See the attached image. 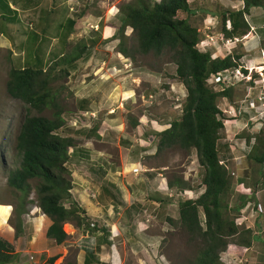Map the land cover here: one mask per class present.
<instances>
[{
  "label": "rangeland",
  "instance_id": "rangeland-1",
  "mask_svg": "<svg viewBox=\"0 0 264 264\" xmlns=\"http://www.w3.org/2000/svg\"><path fill=\"white\" fill-rule=\"evenodd\" d=\"M128 1L133 0H0L4 13H8L7 2L17 5L19 9L24 8L19 17L20 27L9 24L10 33L5 32L7 27L1 25L0 20V31L5 33L3 36L6 35V38L0 39L4 46L10 48L0 50V203L4 204L0 205V222L8 218L6 223L12 229V224L18 221L23 224L18 246L19 252L22 250L23 254L19 256L16 253L17 262L23 259L22 264H32L33 254L41 252L39 263H36L41 264L52 256L50 254H54L51 252L53 242L49 241L45 248L40 243H34L36 238L31 234L30 220L36 218L38 211L34 187L37 180H29V191L24 196L6 184L8 171L17 167L19 162L17 135L25 118L33 115L52 117L58 111L62 125L55 133L71 136L75 145L86 146L99 156L100 153L107 154L116 162L119 155L116 154L118 148L113 135L122 134L129 140L140 137L145 141L142 146L147 147L152 154L159 132L180 116L186 91L173 76L175 64L171 61L172 52L163 50L158 55L137 52L128 27L124 28L122 38L118 36L121 16L118 6ZM147 1L151 3L158 0ZM187 4L193 13L178 11L176 16L186 18L195 27L199 38L198 47L207 50L210 57L239 54V65L250 69L246 73L251 77L250 81L241 78L229 80L230 98L220 96L216 101L220 111L218 118L222 123V128L218 130V158L227 170L230 184L223 198L225 215L243 229L248 223L244 216L248 215L250 208L255 209L258 203L247 199V196L264 186V163L258 164L253 159L264 149V43L257 41L253 47H249L248 37H245L248 33L236 39H221L220 15L239 9L241 0H187ZM66 19L74 21L71 28L66 25ZM38 29H42V39L37 47L39 62L42 70L48 71L50 78L46 88L54 96L53 104H46L41 111L9 97L4 88L8 69L21 66L13 58H20L29 46L23 37L24 30ZM49 42L51 45L48 47ZM79 47H84L81 57L65 64L63 59ZM119 48H123L129 56L120 53ZM12 52L18 56L11 55ZM217 88L214 86V89ZM175 96H178V101H175ZM92 116L101 121L98 130L103 142L93 137L70 135L76 132L73 128L90 125ZM137 142L135 148H142L139 140ZM136 152L137 160L145 166L163 167L160 170L163 182L170 181L180 189V194L173 195V203L159 213L158 218H138L139 222L133 219L132 226L130 219L112 218L118 232L108 233L113 238L110 246L102 245L100 251H96L99 264L190 262L196 256V243L191 241L190 235L177 222V204L184 199L193 200L203 191V169L197 163L195 150L164 144L151 155L152 158L141 151ZM65 166L69 172L70 186L75 178V182L79 183L81 176L87 177L88 163L85 160L70 158ZM245 200L251 202L248 208L244 211L235 210ZM20 201H23L21 209ZM72 201L70 195L63 203L66 205L69 202V205ZM15 206L16 209H13ZM197 219L202 226L203 215L199 208ZM89 222L92 221L89 219ZM67 223H63L67 238L59 246L55 253L57 257L51 264H77L79 250L84 246L87 249L96 248L98 240L93 239L94 235L83 238L81 236L84 234L81 235L73 223L71 229ZM239 238V233L227 238L229 244L219 253L221 264L248 262L244 249L235 244ZM114 253L119 258L117 263L111 260ZM103 256H108V259Z\"/></svg>",
  "mask_w": 264,
  "mask_h": 264
},
{
  "label": "trees",
  "instance_id": "trees-1",
  "mask_svg": "<svg viewBox=\"0 0 264 264\" xmlns=\"http://www.w3.org/2000/svg\"><path fill=\"white\" fill-rule=\"evenodd\" d=\"M251 7L263 8L264 0H241L239 9L222 12L220 32L223 39L240 38L248 31L244 16ZM178 11L193 13L188 8L187 0H158L151 3L133 0L122 3L118 6L121 16L117 33L122 38L124 28H130L136 50L141 54L151 52L158 55L163 50L172 52L171 61L175 64L173 76L184 86L186 94L179 118L169 122V127L159 132L157 147L176 144L181 149L195 150L197 163L203 169V191L195 199H184L177 204V222L196 243V256L185 264H221L219 253L229 244L228 237L239 233L241 239L238 242L243 244H248L249 239L246 230L225 215L226 205L223 202L230 184L227 170L218 158V130L222 128V123L218 118L220 111L216 101L220 96L230 98L231 86L213 91L205 80L209 74L238 66L240 56L226 54L210 57L207 50L198 47L195 27L186 18H178ZM0 19H3V15ZM65 22L68 28L74 24L68 19ZM83 51L84 47L75 49L63 59L64 63H72ZM119 52L129 56L123 48H119ZM39 61L35 57L23 67H10L4 84L9 97L36 111H41L46 104H53L54 98L46 88L50 78L48 71L42 70ZM241 70L245 73V70ZM61 125L58 111L52 117L33 115L25 118L17 135L19 162L6 175L7 186L23 196L29 191V180H37L34 186L36 205L49 220L44 235L55 244L67 238L62 229L63 223H73L76 227L82 224L90 226L73 202L67 206L63 203L70 198L69 172L65 164L72 139L55 133ZM253 159L258 164L264 163V149ZM172 185L167 181V186ZM22 205L23 201H20V209ZM198 208L203 215L202 226L197 219ZM238 209L235 207V210ZM37 216L42 225L43 217L38 211ZM12 226L16 237L21 231L19 221ZM16 256L13 246L0 237V264H17ZM54 260L55 256H50L41 264H51ZM83 263H88L87 257H84Z\"/></svg>",
  "mask_w": 264,
  "mask_h": 264
},
{
  "label": "crops",
  "instance_id": "crops-1",
  "mask_svg": "<svg viewBox=\"0 0 264 264\" xmlns=\"http://www.w3.org/2000/svg\"><path fill=\"white\" fill-rule=\"evenodd\" d=\"M23 4L24 2L21 5ZM7 6L10 9V12L4 13L0 10V16L3 15V19L0 20L1 25L4 24L7 27H5V32L8 31L10 33L8 25L13 24L12 26H19V23L21 22L19 17L20 15L22 16L21 12H24V8L21 7V9H19L17 5H14L13 3L10 4L9 2H7ZM244 18L249 26V29L246 32L248 35L245 36L248 37V46L250 47V45H252L253 47V44H256L257 41H262L264 43V7L249 8L248 13L244 16ZM25 31L26 30H24V34L26 33V35L23 34V37L24 39H27L29 46L22 52L20 58H13L16 62L18 61L21 63V67H23L27 62H30L31 60L33 61L35 57L40 60L37 47L39 46V41L42 39V29L28 32ZM20 32L22 33L21 30ZM4 34L5 33L0 31V37L6 38V35L3 36ZM30 40L32 42H30ZM2 43L4 42L0 39V50H10L9 47L4 46ZM50 45L51 44L49 42L48 47ZM11 55L14 57L18 56L14 52H12ZM80 57L81 55L78 58ZM253 59H255V57ZM253 59H251V61ZM75 60L76 59L72 62ZM118 105H120V103H118ZM100 122V119L92 116L89 120V123H91L90 125L73 128V131L76 132L71 133L70 135L76 134L100 140L101 136L98 130ZM168 127L169 126L163 130ZM139 130L140 129L138 128V131ZM113 136L116 140L115 146L118 148V152L116 154L119 155V159L116 160V162H113V159L107 154L100 153L99 156L98 153H92V150L86 146L79 147L75 145L72 137L67 136L72 139V144L68 148L69 152L67 161H69L70 158H73L78 160L82 159L88 163L87 177L81 176L79 183L75 182V178L74 181H72L68 192L75 205L82 211V215L86 218V222H89L90 219L93 226L87 227L82 224L80 227L76 228L81 232V235L84 234L81 237L91 238V236L94 235L93 239L95 238V240H98V242L95 243L96 248H94V250L92 248L87 249L85 246L79 250L77 255V264H84V257H87V264H99L96 256V253L98 252L96 251H100L102 245L110 246L113 238L108 235V233L110 234L111 231L118 232L117 224L114 220H112V218H125V220L130 219L131 226L134 223L133 219L139 222L140 220L138 218H158V214L163 212V210L173 203V195L176 196L177 193L178 195L180 194V189H178L175 185L167 186V181L166 183L163 182L164 180L161 177L160 172L163 167L151 168L149 166H145L140 160H137V155L135 154L137 153L136 151H141L145 154V156L152 158L151 155L159 150L157 147L158 139L156 140L154 148L155 151L151 154L147 147L145 148L142 146L145 141L140 137L129 140L128 138H124L122 134H119V136ZM137 140H139V146L142 148H135V145L138 144ZM101 141L102 140H100V142ZM118 166H120L119 169L117 168ZM133 169H136L134 173L131 172ZM141 169H145L146 171H140ZM160 182L163 183L161 184ZM252 192L253 193L247 196V199H252L254 202H258L256 204H259L258 208L260 210L257 209L256 211V207L255 209L250 208L248 215L244 216V219H247L248 223L243 226V230H246V233L248 234L249 243L243 244L236 241L235 244L239 248H242V250L244 249V255L248 260L246 264H264V186H262L261 189H255ZM249 202L250 201L245 200L241 203L238 210L244 211L247 209ZM68 203L69 202H67L64 206H67ZM0 205L4 204L0 203ZM38 213H40L43 217L42 225L40 226V218L37 215L36 218H31V234L36 238L34 243H40L46 248L49 241L53 242L52 239L46 238L44 235L46 227L49 224V220L39 211V209ZM160 216H162V214ZM163 218L166 217L164 216ZM7 219L8 218H6L3 223L0 222V237L9 243L11 242L14 246V252L21 256L23 251L21 250L19 252L18 246L19 239L22 237L21 234L23 224L20 222L21 231L16 237H14L13 229L6 223ZM137 221H135V223ZM24 222L26 223L27 220ZM67 225L70 229L72 228L71 223H67ZM34 226L36 229H34ZM31 240L29 241L30 243H32ZM64 241L60 244H55L53 242L54 245L51 247V252L54 254L50 255L55 256V259L57 257L55 253L58 252L59 246L63 244ZM228 251L231 253V250ZM40 253L41 252H37L36 254H33L32 264L39 263ZM116 256V253H114L111 260L117 263L119 258L117 259ZM103 257L108 259V256ZM22 261L23 259L18 261L17 264H22Z\"/></svg>",
  "mask_w": 264,
  "mask_h": 264
},
{
  "label": "built area",
  "instance_id": "built-area-1",
  "mask_svg": "<svg viewBox=\"0 0 264 264\" xmlns=\"http://www.w3.org/2000/svg\"><path fill=\"white\" fill-rule=\"evenodd\" d=\"M221 39H223V38H221ZM232 39H236V38H232ZM223 40H231V39H223ZM198 43H199V41H198ZM262 59H263V63H264V56H262ZM261 67H263V66H261ZM261 67H260V69H261ZM241 69L245 70V73H243ZM247 70L250 71V69H247L246 67H241L240 65H238L234 68L226 69L223 72H218L215 74H209V76L206 78L205 82L213 90L221 91L224 86H231V85H228L229 80H233V79L238 80V78H241V80L245 79L246 81H250L251 77L249 76V74L248 75L246 74ZM263 71H264V68L262 69V72ZM181 86H182V84H181ZM214 86H217L218 88L214 89ZM177 97L178 96L174 97L175 101L179 100ZM177 106H179V105L177 104ZM258 207H259V204H256V208L258 210H260ZM90 224L92 225V223H90Z\"/></svg>",
  "mask_w": 264,
  "mask_h": 264
}]
</instances>
